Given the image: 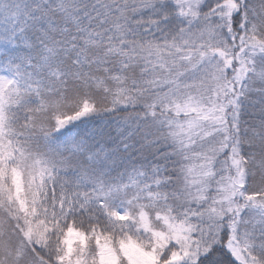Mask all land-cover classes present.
Listing matches in <instances>:
<instances>
[{
    "label": "snow or ice",
    "instance_id": "6c2138e0",
    "mask_svg": "<svg viewBox=\"0 0 264 264\" xmlns=\"http://www.w3.org/2000/svg\"><path fill=\"white\" fill-rule=\"evenodd\" d=\"M0 264H264V0H0Z\"/></svg>",
    "mask_w": 264,
    "mask_h": 264
}]
</instances>
